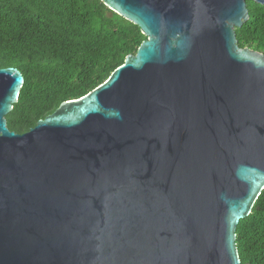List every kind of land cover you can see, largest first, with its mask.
<instances>
[{
  "label": "water",
  "instance_id": "95a60500",
  "mask_svg": "<svg viewBox=\"0 0 264 264\" xmlns=\"http://www.w3.org/2000/svg\"><path fill=\"white\" fill-rule=\"evenodd\" d=\"M103 1L146 39L26 132L6 118L24 74L0 66V264H241L264 189L247 0Z\"/></svg>",
  "mask_w": 264,
  "mask_h": 264
},
{
  "label": "trees",
  "instance_id": "16d2710c",
  "mask_svg": "<svg viewBox=\"0 0 264 264\" xmlns=\"http://www.w3.org/2000/svg\"><path fill=\"white\" fill-rule=\"evenodd\" d=\"M250 17L236 27L240 46L264 52V3L247 0ZM146 39L141 27L103 0H0V66L24 74L6 114L23 133L67 99L103 82ZM241 264H264V189L236 227Z\"/></svg>",
  "mask_w": 264,
  "mask_h": 264
}]
</instances>
